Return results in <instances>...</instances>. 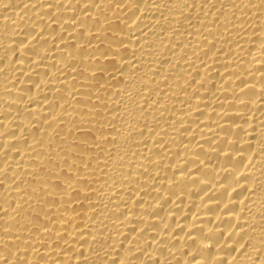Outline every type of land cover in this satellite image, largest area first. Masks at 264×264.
<instances>
[{
    "label": "bare ground",
    "instance_id": "obj_1",
    "mask_svg": "<svg viewBox=\"0 0 264 264\" xmlns=\"http://www.w3.org/2000/svg\"><path fill=\"white\" fill-rule=\"evenodd\" d=\"M0 264H264V0H0Z\"/></svg>",
    "mask_w": 264,
    "mask_h": 264
}]
</instances>
